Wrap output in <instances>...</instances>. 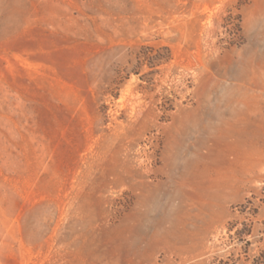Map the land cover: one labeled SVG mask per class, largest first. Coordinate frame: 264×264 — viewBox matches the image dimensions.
Wrapping results in <instances>:
<instances>
[{
	"label": "rangeland",
	"instance_id": "obj_1",
	"mask_svg": "<svg viewBox=\"0 0 264 264\" xmlns=\"http://www.w3.org/2000/svg\"><path fill=\"white\" fill-rule=\"evenodd\" d=\"M263 248L264 0H0V264Z\"/></svg>",
	"mask_w": 264,
	"mask_h": 264
},
{
	"label": "trees",
	"instance_id": "obj_2",
	"mask_svg": "<svg viewBox=\"0 0 264 264\" xmlns=\"http://www.w3.org/2000/svg\"><path fill=\"white\" fill-rule=\"evenodd\" d=\"M170 58L165 57L163 60L168 61ZM247 203H249V200H247ZM218 264H223L222 262H219ZM229 264H237L236 261L229 263ZM250 264H264V248L259 251L257 255L253 257Z\"/></svg>",
	"mask_w": 264,
	"mask_h": 264
}]
</instances>
